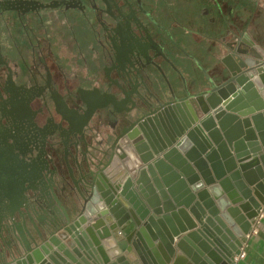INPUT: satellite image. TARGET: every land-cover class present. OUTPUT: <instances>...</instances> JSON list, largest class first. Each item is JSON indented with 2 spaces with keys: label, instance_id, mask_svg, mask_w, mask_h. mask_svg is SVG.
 <instances>
[{
  "label": "water",
  "instance_id": "95a60500",
  "mask_svg": "<svg viewBox=\"0 0 264 264\" xmlns=\"http://www.w3.org/2000/svg\"><path fill=\"white\" fill-rule=\"evenodd\" d=\"M228 50L226 82H196L198 94L152 110L111 149L76 143L68 176L30 154L39 175L23 168L20 188L0 186V264L234 260L239 248L221 252L228 235L239 245L264 202V32Z\"/></svg>",
  "mask_w": 264,
  "mask_h": 264
},
{
  "label": "flooded vegetation",
  "instance_id": "af4514ba",
  "mask_svg": "<svg viewBox=\"0 0 264 264\" xmlns=\"http://www.w3.org/2000/svg\"><path fill=\"white\" fill-rule=\"evenodd\" d=\"M261 19L264 0H0V186L39 175L35 151L68 176L76 143L111 149L196 82H226Z\"/></svg>",
  "mask_w": 264,
  "mask_h": 264
},
{
  "label": "crops",
  "instance_id": "0c3cea01",
  "mask_svg": "<svg viewBox=\"0 0 264 264\" xmlns=\"http://www.w3.org/2000/svg\"><path fill=\"white\" fill-rule=\"evenodd\" d=\"M260 23L264 24V19H261ZM236 264H264V214L257 233L249 241L246 258Z\"/></svg>",
  "mask_w": 264,
  "mask_h": 264
},
{
  "label": "built area",
  "instance_id": "2783aa9c",
  "mask_svg": "<svg viewBox=\"0 0 264 264\" xmlns=\"http://www.w3.org/2000/svg\"><path fill=\"white\" fill-rule=\"evenodd\" d=\"M264 214V203L261 205L258 215L255 218V221L251 227L250 232L244 237V239L241 240V247L239 254L234 258V263L236 264L238 261L243 260L246 258L247 255V248L249 245L250 239L257 233L258 231V225L260 224V221L262 219V216Z\"/></svg>",
  "mask_w": 264,
  "mask_h": 264
},
{
  "label": "bare ground",
  "instance_id": "6f19581e",
  "mask_svg": "<svg viewBox=\"0 0 264 264\" xmlns=\"http://www.w3.org/2000/svg\"><path fill=\"white\" fill-rule=\"evenodd\" d=\"M128 141H129V143H130V140H129V139H127V142H128ZM261 197L264 199V194L261 193ZM263 201H264V200H263ZM255 202H256V204L253 205V206H259V205H261L259 200H256ZM263 203H264V202H263ZM257 215H258V211H257L256 216H257ZM230 231H231V234L235 237L236 234L232 231V229H230ZM239 231H240V229H239ZM228 238L230 239V243H228L229 245L224 244L225 247H226V251L222 250L221 252H222L223 255H225V257H227L228 259H230V258L228 257V255L231 254L233 248H236V250H238V248H239L238 251L240 252L241 241H240V243H239V245H238L237 241H236V242L233 241V239H232L229 235H228ZM239 246H240V247H239ZM232 247H233V248H232ZM239 252H238V253H239ZM219 257L222 259L221 255H220ZM224 261H225V260H224ZM228 263H229V264H230V263L233 264V263H234V260H232L231 262H228Z\"/></svg>",
  "mask_w": 264,
  "mask_h": 264
}]
</instances>
